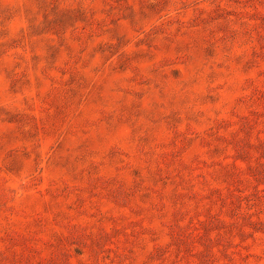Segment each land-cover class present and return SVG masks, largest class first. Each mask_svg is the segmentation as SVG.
<instances>
[{
  "label": "rangeland",
  "instance_id": "obj_1",
  "mask_svg": "<svg viewBox=\"0 0 264 264\" xmlns=\"http://www.w3.org/2000/svg\"><path fill=\"white\" fill-rule=\"evenodd\" d=\"M0 264H264V0H0Z\"/></svg>",
  "mask_w": 264,
  "mask_h": 264
}]
</instances>
